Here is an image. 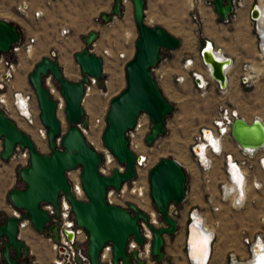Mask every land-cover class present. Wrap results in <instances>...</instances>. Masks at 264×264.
<instances>
[{
    "label": "water",
    "instance_id": "obj_1",
    "mask_svg": "<svg viewBox=\"0 0 264 264\" xmlns=\"http://www.w3.org/2000/svg\"><path fill=\"white\" fill-rule=\"evenodd\" d=\"M133 20L137 30L134 52L124 63L125 86L111 96L105 113L102 141L112 152L123 170L112 168L109 174L99 170L101 153L85 138L80 125H87L83 97L85 83L89 76L102 82L103 57L90 50V45L98 37V32L89 30L84 37L85 46L73 53L81 77L69 79L52 49L50 55H43L28 72V80L34 91L40 122L46 127L48 152H42L32 136L6 116L0 109V138L2 140L0 158L11 157L16 146L27 148L25 165L17 168L21 185L10 188L8 199L21 215L0 214V264H39L30 255V248L20 236L18 223L28 218L35 231L58 240V225L51 223L43 204L50 203L56 212L59 197L64 194L68 200L75 223L87 233L86 253L90 264H101L100 253L106 243L111 245V264H148L147 258L140 256L136 248L127 251L128 241L133 238L140 246L145 243L144 223L151 231L149 242L150 260L160 263L164 258V237L177 230V217L169 208L178 206L186 193L187 173L182 163L174 157L163 156L148 171L149 195L161 225L150 222V215L135 202L127 207L110 203L106 193L109 187L118 190L122 183L135 176V154L129 147L127 131L132 129L141 112L148 114L151 121L146 134V142L151 144L165 130V118L171 113L173 104L167 99L152 74V69L161 59L163 49H174L180 39L160 24L150 25L145 20L146 0H131ZM213 9L223 20L228 21L235 10L233 0H213ZM123 0H113L110 10L101 11L103 22L114 16H121ZM252 20L260 17L259 8L254 3L250 9ZM260 40L259 49L264 50ZM21 38V29L13 21L0 17V53L9 51L14 42ZM203 63L208 64L212 77L221 87L227 86V66L232 58H218L211 45L205 40L200 47ZM50 75L58 84L63 99V110L68 122L63 131L57 116V100L47 88L44 78ZM230 134L243 148H264V123L258 118L247 121L237 116L231 123ZM80 167V181L85 198H78L72 192L66 171ZM187 225V244L190 228ZM205 229V228H204ZM68 238L72 233L68 232ZM256 245H254L255 247ZM187 254L190 257L188 248Z\"/></svg>",
    "mask_w": 264,
    "mask_h": 264
},
{
    "label": "rangeland",
    "instance_id": "obj_2",
    "mask_svg": "<svg viewBox=\"0 0 264 264\" xmlns=\"http://www.w3.org/2000/svg\"><path fill=\"white\" fill-rule=\"evenodd\" d=\"M242 1V4H238L240 0H235V10L228 21H223L213 7L205 4L192 5L191 0H146L145 5V20L148 24H160L180 39L176 48L161 51V56H166L169 61L166 71L168 77L159 76V71L166 65L162 60L152 71L173 107L171 113L165 118L164 132L153 143L148 144L149 159L153 165L161 157L170 156L183 164L189 184L184 203L193 202L192 206L197 207L199 213L209 218L208 223L213 230L215 229L216 234L221 236L220 241L224 242L222 249H226V253L233 249L234 235L237 230L240 231L239 228H241L242 241L245 236L252 238L257 233L264 234L262 220L264 217V171L257 163L260 151L244 163L249 174L248 182L246 181L247 197L241 207L233 208L229 205L230 198L222 200L220 197L219 181L225 177L223 156H216L211 169L203 172L190 152V145L200 127L210 123L221 101L236 108L248 121H252L257 116L264 120V54L261 49L259 50L258 30L250 16L252 5L259 4L260 0ZM21 2L27 3L23 12L17 9ZM112 3L113 0H0V17L15 22L21 29L23 39L27 37L26 35L35 37L33 48L20 54V70L16 84L23 89L32 90L28 72L37 60L43 55H49L52 49L56 50L55 57L65 75L72 80L79 79L81 72L73 53L85 46L84 35L88 30L93 29L98 32V37L95 39L94 46L90 45V48L97 53H101L102 48H107L110 55L104 56L102 82L99 84L97 81L95 85H90L84 94L83 106L88 122L106 112L111 96L125 86L123 59L117 58L115 53L125 51L127 56L129 54L131 56L137 37L131 0H125L121 16H114L109 22L101 20L99 11L109 9ZM36 10L39 11L38 15H35ZM96 17L99 19L95 20ZM93 21H97V24L94 25ZM62 27L69 28L65 36L60 35ZM205 40L212 41L216 48L224 50L226 55L235 60L237 69L231 68L232 79L225 93H220L213 87L205 90L196 89L190 77L181 83L172 80V73L179 70L182 55L190 54L196 57L198 65L203 68L199 61L201 60L199 50ZM243 63L253 66L246 71L251 73L246 82L237 79L238 74L243 72ZM50 82L54 88L52 94L58 101L56 96V94L60 95L58 84L53 79ZM61 103L62 107L58 109L57 116L64 131L68 122L64 115L63 101ZM38 112L37 107V117ZM16 123L20 128L23 126L22 129L32 137L34 134H39L33 126L21 119L17 118ZM84 134L87 139H90L88 128ZM42 140L37 144L34 139L42 152H48L47 140ZM226 146H231L235 152L234 155L238 156L235 143L230 137L226 139ZM18 166L13 159L0 158L1 215L8 213L7 204L10 203L7 196L8 190L22 184L17 173ZM204 173L210 176V181L205 182ZM254 180L259 182L258 187L252 185ZM131 199L140 205L138 198L132 196ZM213 205L220 207L214 210ZM177 209H179L178 206ZM180 216L178 212L176 217ZM23 235L21 237L27 242L31 251L30 255L35 262L51 264L53 254L49 241L41 233L29 232ZM176 237L177 235L169 236L168 241H175ZM243 244H245L244 241ZM178 251L180 252V248ZM230 255L231 253L229 257ZM249 258L250 256L247 259ZM148 261L153 264L150 257Z\"/></svg>",
    "mask_w": 264,
    "mask_h": 264
},
{
    "label": "built area",
    "instance_id": "obj_3",
    "mask_svg": "<svg viewBox=\"0 0 264 264\" xmlns=\"http://www.w3.org/2000/svg\"><path fill=\"white\" fill-rule=\"evenodd\" d=\"M192 5L196 4L199 6L200 4H205L208 7H213V0H191ZM234 7H235V0ZM27 7L26 2L19 3L18 10L23 12L25 8ZM39 11H35V15H38ZM195 16V14H193ZM99 18L96 17L95 20H98ZM112 20V19H111ZM110 21V20H109ZM107 21V22H109ZM69 32V28L62 27L60 29V35L65 36ZM35 42L34 36H27L24 39L21 37L19 41L14 42L12 46L10 47L9 51L1 52L0 53V109L3 111V113L14 120L16 122V119L23 120L26 124L33 126L36 132H39L42 134V132H46V127L40 122L39 119H37V102L35 98V94L33 89L27 90L23 89L20 86L16 84V77L20 70V62L19 57L20 54H23V52H28L33 48ZM95 41L92 42L91 45L94 46ZM92 50V48H90ZM93 51V50H92ZM97 53V52H96ZM100 54L103 57V64H104V56L110 55V52L107 48H102ZM200 54V52H199ZM117 58L123 59V64L129 59V56H127L125 51H117L115 53ZM181 62L179 65V70L172 73V80L176 83H181L184 81L187 77H190L194 87L199 90H205L209 87H213L215 90H217L220 93H225V91L228 88L229 81H228V74L232 68L228 70L227 66V86L221 87L217 80H215L211 75V69L208 64L203 63L202 59L201 61L202 65L206 68H199L197 64H199L198 59L196 57L191 56L190 54L182 55ZM201 57V56H200ZM166 63L165 66H163L159 72L160 77H167L166 71L168 70V58L166 56L162 57L161 59ZM155 69V67H153ZM152 69V71H153ZM251 69V65L249 63H243L242 64V70L240 74H238L237 79H241L242 82H246L250 76L251 73H247ZM151 71V72H152ZM250 72V71H249ZM154 76V75H153ZM155 78V77H154ZM47 79H52L50 75L46 76L44 78V81L46 82ZM156 79V78H155ZM98 81L97 78L93 76H89V81L85 83V93L90 88V85H95ZM157 81V79H156ZM158 82V81H157ZM46 84V83H45ZM51 84V83H50ZM159 84V82H158ZM47 88L51 92L54 90V88L51 85H47ZM160 86V84H159ZM53 95V94H52ZM56 99V98H55ZM57 100V99H56ZM58 102V101H57ZM236 108L231 107L230 105L226 104L224 101H221V103L217 106V111L211 118V121L208 125H204L200 127V129L197 131L195 136L192 139L191 145H190V152L193 155L195 161L197 162L198 166L201 168L203 172L208 171L211 169V167L214 164V158L216 156L222 155V165H223V171H224V179H221L220 182V189H221V199L225 200L223 197V194L225 193V185L228 180L231 179L230 173V156L234 159L233 162L238 163L242 165L244 168V163L250 156L249 154H253L256 151L260 149H253V148H243L241 145H239L231 136L230 130H231V123L234 120L235 117L241 116ZM105 111L97 116L94 117L93 120L90 122H87L86 127L80 125V128L83 132V134L86 132V128L90 130V139L85 136L88 143L93 146L98 152L101 153L102 160L99 163V170L104 174H109L112 170V168L117 167L119 170H123V166H113L118 165V162L115 158V156L112 154V152L104 145L102 141V130L105 126ZM248 121V120H247ZM151 121L149 119V116L145 112H141L136 120V124L132 129H129L127 131V137L129 140V147L135 154V162H134V168H135V176L131 177L128 181H125L122 183L124 185L116 190L113 187H109L107 189L106 197L108 202L119 204L123 207H127V203L132 201L134 202L131 197L140 196L142 192L146 194V196L150 197L149 195V182H148V171L152 165L149 159V153H148V143L146 142V134L149 131ZM143 125H146V131L141 135L140 130L143 127ZM208 132V136L207 133ZM213 134L216 135V141L219 143V147L215 148L213 145ZM85 135V134H84ZM230 137L232 141L235 143V149L237 151L238 156L236 157L234 154L233 148L230 146H226V139ZM141 138V144L138 139ZM220 139V141H219ZM2 140L0 138V150H1ZM206 150L208 154L207 159L201 158V152L200 150ZM260 153H264V148H261ZM247 152L249 154H247ZM259 157V156H258ZM10 159H13L16 164L19 166L22 164H26L28 159V150L27 148H21L19 146H16ZM259 159V158H257ZM261 160V159H260ZM116 161V162H115ZM114 162V163H113ZM258 166L261 168V170L264 171V164L261 163V161H257ZM183 165V164H182ZM246 170V169H245ZM66 175L68 177V180L70 182V187L72 192L77 196H82V198H85L84 192L81 186L80 181V167L77 166L75 168H72L70 170L66 171ZM248 171L245 172V177L248 182ZM203 178L205 182H208L211 180L210 176L207 173L203 174ZM255 180L252 182V185L254 187ZM248 185V184H247ZM187 193V190H186ZM185 193V197H186ZM246 197H247V188H246ZM150 203L151 199L149 198ZM246 201L243 200V203L240 204V202L234 200L232 203L231 200L229 201V205L233 208L241 207ZM43 207L48 211L50 215L49 221L46 223V227L49 226L51 223H57L58 225V234L59 238L58 240H54L51 236H44L46 240L49 241L50 247L52 249L53 257L51 259V264H90L88 255L86 253V241H87V233L84 229L79 227L73 218L71 207L68 202V200L65 198L64 194L61 193L59 197V209L58 212L55 211L54 206L50 203L43 204ZM153 208V205L151 206ZM219 205H213L212 208L214 210L219 209ZM145 210V209H143ZM169 210L173 214H178L177 206L170 205ZM198 208L193 206L188 214V223L193 222L194 216L193 213L197 211ZM7 214H12L15 216H20L21 213L17 212L16 209H14L11 204H8L7 207ZM148 214L149 211L145 210ZM150 215V214H149ZM262 220L264 221V217H262ZM150 222L156 223V221L151 220ZM19 229L20 228H26L30 227V221L28 218H23L18 223ZM143 227V236L146 238V230H145V224L142 223ZM149 229V228H148ZM150 231V230H149ZM33 232L39 234L37 231L33 229ZM68 232L72 233V237L68 238ZM151 233V231H150ZM20 235V231H19ZM260 238V234L257 233L254 235V237L250 238L248 236H245L243 238L244 243H249V250L254 252V245H257V240ZM131 240V241H130ZM128 241L127 244V251H130L133 248H136L139 251V254L141 255L142 252V246H140L133 238H131ZM134 241V242H132ZM1 243V241H0ZM1 256V254H0ZM111 245L109 243H106L100 253V262L101 264H111ZM233 256H231L230 260H233ZM148 259V258H147ZM148 262V261H147ZM150 261L148 262V264ZM119 264H121V261H119ZM135 264V263H133Z\"/></svg>",
    "mask_w": 264,
    "mask_h": 264
},
{
    "label": "bare ground",
    "instance_id": "obj_4",
    "mask_svg": "<svg viewBox=\"0 0 264 264\" xmlns=\"http://www.w3.org/2000/svg\"><path fill=\"white\" fill-rule=\"evenodd\" d=\"M242 2L243 1L240 0V2L238 4H242ZM124 3H125V0H123V4ZM257 5L259 8L260 17L257 21H255V20H253V21H254L256 29L259 31V33H261L262 40L264 41V0H260V3ZM207 44L212 46V49L214 50V52L218 58H225L226 56H228V55H226L224 50H222L220 48H216L212 41L207 40ZM261 51H262V54H264V50H261ZM231 65L228 67V70L231 68ZM197 66L200 68V66L198 64H197ZM252 67L253 66H251V68ZM232 68H235V67H232ZM229 78H230V75H229ZM230 81H231V79H230ZM45 83L47 85H51L50 79H47V81ZM56 96L58 98V102H57V115H58V109L60 107H62L61 101H63V99L58 94H56ZM60 97L62 100L60 99ZM237 114H238V112H237ZM255 118H258L259 120H261L264 123V120L260 116H257ZM21 127L23 128V126H21ZM146 128H147V126L143 125V127L140 130L141 135L146 131ZM149 129H150V127H149ZM37 133H39V132H37ZM206 133L208 136L207 131H206ZM33 137H34L35 141L37 142V144L40 141H43L42 139L47 140L46 132L45 133L42 132V134H40V133L36 134V135L34 134ZM215 137H216V135L213 134V145L215 146V148H218L219 143L216 141ZM138 140L141 143V138ZM219 141H220V139H219ZM260 150H262V149H260ZM260 150L256 151L253 154H249L247 152V154H249L250 156H252V155L255 156L256 153L259 152ZM200 152H201V158L202 159L205 160L209 157L206 150H204V148L202 150H200ZM258 158H259L258 160L261 161L262 164H264V153H260ZM233 161H234V159L230 156L229 163L231 166V168H230L231 170H230L229 175L231 176V179L226 182L225 193L223 194V197L225 199L230 198V200H232V203L234 202V200L237 199V201L240 202V204H242L243 200H245V198H246V188H247V186H246L247 180L245 177L246 170L242 165L235 163ZM22 165H25V164H22ZM113 166L120 167L122 165L120 163H118V165H113ZM254 184H255V186H259V182H257V181H255ZM124 185H122V187ZM84 196H85V194H84ZM76 197L82 198V196H78V195ZM136 197L139 199V204H140V205H138V204L137 205L142 209L148 210L150 217H151V220H153V221L155 220L156 225H161L162 221L159 219V214L155 211L154 208L151 207L152 203L149 204V202H150L149 198L150 197L146 196V194L144 192H142V194L140 196H136ZM150 207H151V209H150ZM16 210H17V212H20L18 209H16ZM199 212L200 211L197 210L193 213L194 219H193V223H192L191 228H190V238H189V242H188V248L190 250V259H191L193 264H208V261H209L210 256H211L212 244H213V240H214L215 231L204 220V218H203L204 215L199 213ZM28 229H33L31 224H30V227L28 226V227L24 228V231H22L23 228H20L19 229V231H20L19 236L21 237V235H23L24 233H29L30 231ZM145 230H146L145 232H146L147 237L145 238V243L142 246L143 248H142V252H141L140 256H142L143 258H148V257H150L149 242H150V238H151V233H150V231L146 225H145ZM26 238H28V237H26ZM132 242H134V241H132ZM254 249H255L254 252L252 251V253L250 254V258L247 260L240 261L239 264H264V240L261 236L257 240V245L254 247ZM147 261H148V259H147ZM231 262H232V264H234V261L231 260Z\"/></svg>",
    "mask_w": 264,
    "mask_h": 264
},
{
    "label": "crops",
    "instance_id": "obj_5",
    "mask_svg": "<svg viewBox=\"0 0 264 264\" xmlns=\"http://www.w3.org/2000/svg\"><path fill=\"white\" fill-rule=\"evenodd\" d=\"M110 8L111 7H109V9H107V10H101V11H107L108 12L110 10ZM101 11H99V12H101ZM96 22L97 21H93V24L94 25L97 24ZM26 36H31V35H26ZM84 37H85V35H84ZM53 50H54L55 56H56V50L55 49H53ZM128 56L131 57L130 54ZM234 61L235 60L232 59V62H233L232 67H235ZM229 75H230V78L228 76V81L230 82V79H232L230 72H229ZM160 88L162 90L161 86H160ZM186 190L187 191L189 190V184L188 183H186ZM185 200H186V197L178 205V207H179L178 212L182 217L180 216L177 218L178 225H177L176 232L174 234H171V235H165V237H164V245H163L164 258L158 264H193L190 257L187 254L188 244H187V240H186L187 232H188V229H187L188 214H189L190 209L193 207L192 206L193 202L184 203ZM7 206H8V204H7ZM203 215H204L203 216L204 220L208 223L209 218L205 214H203ZM186 219H187V221H186ZM208 225H209V223H208ZM209 226H211V225H209ZM239 230L240 231L237 230V232H235L236 234L234 235V241H233L234 247H233V249H231L228 253H226L227 252L226 249H222V245L224 242L222 243L220 241L221 236L217 235L216 234L217 232L214 229V231H215L214 240H213L211 256H210V259L208 261V264H232V262L230 260L231 256L234 257L232 260V261H234V264H239L240 261L247 259L250 256L251 251L249 250V243L243 244L241 228H239ZM30 232H33V229H31ZM218 234H219V232H218ZM259 234L264 240V234L263 233H259ZM173 235H177L175 241L174 240L171 242L168 241V237L173 236ZM179 248H180V252L179 251L177 252V250ZM230 253H231V255L229 257ZM226 254H227V256H226Z\"/></svg>",
    "mask_w": 264,
    "mask_h": 264
},
{
    "label": "flooded vegetation",
    "instance_id": "obj_6",
    "mask_svg": "<svg viewBox=\"0 0 264 264\" xmlns=\"http://www.w3.org/2000/svg\"><path fill=\"white\" fill-rule=\"evenodd\" d=\"M29 230V229H28ZM30 231V230H29Z\"/></svg>",
    "mask_w": 264,
    "mask_h": 264
}]
</instances>
